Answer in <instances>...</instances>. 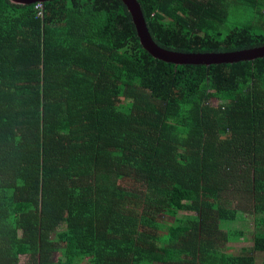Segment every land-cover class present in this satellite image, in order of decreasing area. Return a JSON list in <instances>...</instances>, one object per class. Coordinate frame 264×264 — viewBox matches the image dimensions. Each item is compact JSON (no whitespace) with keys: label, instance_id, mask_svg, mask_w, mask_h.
<instances>
[{"label":"trees","instance_id":"16d2710c","mask_svg":"<svg viewBox=\"0 0 264 264\" xmlns=\"http://www.w3.org/2000/svg\"><path fill=\"white\" fill-rule=\"evenodd\" d=\"M136 2L169 52L264 47V0ZM35 5L0 0V264H256L264 57L164 62L121 0Z\"/></svg>","mask_w":264,"mask_h":264},{"label":"water","instance_id":"95a60500","mask_svg":"<svg viewBox=\"0 0 264 264\" xmlns=\"http://www.w3.org/2000/svg\"><path fill=\"white\" fill-rule=\"evenodd\" d=\"M15 4L30 5L49 0H9ZM131 13L140 44L154 58L174 64H232L264 57V47L221 54L174 53L158 47L150 37L140 6L136 0H121Z\"/></svg>","mask_w":264,"mask_h":264},{"label":"rangeland","instance_id":"374dc122","mask_svg":"<svg viewBox=\"0 0 264 264\" xmlns=\"http://www.w3.org/2000/svg\"><path fill=\"white\" fill-rule=\"evenodd\" d=\"M36 4L35 5V9L38 11V16L41 15V8H42V2H36L33 3ZM31 5V4H30ZM234 12L231 15V18L229 20L230 27H232L233 25L239 24L242 21H246L249 16L246 15V13L244 12V10H240ZM262 22H264V17L261 18ZM229 28L228 26L224 27V30L227 31ZM218 101L212 100L211 105H217ZM228 207L230 208H238L239 206H241L240 209H243L246 207V204H243L239 201H234L232 198L229 199V204H227ZM242 217V216H241ZM244 219L239 220L238 222H235L233 224H230V227H234L235 229L241 230L244 233V239L240 240V242L238 243H234V244H227L225 246V250L226 248L227 251H229L231 254L233 255H237L240 254L241 249H251L252 247V238L254 236V234L258 233L260 231V229L258 228L257 224L255 223V221H253V217L250 216L248 213L244 214V217H242ZM160 219H164L163 217H161ZM167 221H170V219H167ZM58 254H55V257H57ZM255 259H256V264H264V253H254ZM19 264H28V258L27 257H20V261ZM84 264H86V260H84Z\"/></svg>","mask_w":264,"mask_h":264}]
</instances>
